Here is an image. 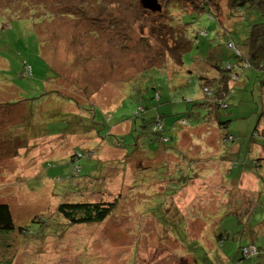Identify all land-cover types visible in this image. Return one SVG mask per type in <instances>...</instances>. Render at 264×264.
<instances>
[{
	"label": "rangeland",
	"instance_id": "374dc122",
	"mask_svg": "<svg viewBox=\"0 0 264 264\" xmlns=\"http://www.w3.org/2000/svg\"><path fill=\"white\" fill-rule=\"evenodd\" d=\"M31 1L47 8L52 0ZM105 1L98 13L88 0L93 17L88 8L85 17L60 13L38 24L0 15V203L15 223L0 232V260L264 264V119L252 134L253 102L235 87L221 99L228 126L218 128L213 106L199 124L207 106L197 104L205 99L198 76L214 60L205 57L215 36L206 11L178 53L184 16L205 0H157L159 11ZM213 2L221 29L239 21L224 0ZM153 88L160 100L149 98ZM157 115L165 142L153 130ZM116 198L101 223L72 224L56 212L62 199ZM247 238L262 248L259 259L242 258Z\"/></svg>",
	"mask_w": 264,
	"mask_h": 264
},
{
	"label": "trees",
	"instance_id": "16d2710c",
	"mask_svg": "<svg viewBox=\"0 0 264 264\" xmlns=\"http://www.w3.org/2000/svg\"><path fill=\"white\" fill-rule=\"evenodd\" d=\"M62 1L63 0H60L61 3L59 5L58 0H52L47 8H45V5L33 3L31 0H23L22 3L21 1L19 2V0H13V6H10L9 2L6 3L5 0H0V15H17L19 18L30 20L34 24L40 23V21L45 18L56 17L57 14L60 13H66L69 16L81 15L82 17H85L87 14H90L85 8L90 9L92 17L94 16L95 9L92 8L88 0H69V3H63ZM105 2L106 6L110 4V0ZM224 2L227 6L229 17H239V21H232L221 29V22H219L216 16V13H219L217 3L214 4L213 0H205V3L200 4L199 6L200 12L196 10L195 13L186 14L184 16V20H182L184 24L183 31L180 33L181 35L178 41V51H180L178 53L181 59V51L185 50V46L188 43V33L191 25L197 21L204 11H206L208 20L207 25H209L212 30H215L213 40H216L217 44L212 42L213 40L211 39L206 40L210 47L208 48L207 46L205 49L207 50L205 57L207 59L208 57L211 59L213 58L214 60L209 64V74L207 75V73L202 71L203 73H199L198 76L199 79L203 80L202 82H199V89L205 94V99L201 101L198 100L197 104L199 106L206 104L207 106L206 113L203 115V118L201 116L199 117L200 119L198 122L200 124L202 120V122L209 123L210 120L208 121L207 119L210 117V112L213 109L211 112V114H213L212 119L218 123V128L222 129L228 126L230 119H224L222 116L223 114L221 115L220 112L227 109L228 106L225 102L221 101V99L226 98V95L231 90H235V87H239L242 88L244 92H249L251 101L253 102L254 112L252 113H255L256 119L252 134H256V127L264 119V0H224ZM125 3L126 2H123V4ZM101 4V0H96L98 13H103L105 10V6H102ZM119 6H122L121 1L115 6V8L118 9ZM133 6L139 7L137 1L132 3V6L127 3L124 10H129ZM106 8L108 9L111 7L107 6ZM103 15L104 14L101 16ZM3 21L4 20H2V22ZM208 29L207 26V29L204 28L199 30L198 35L208 36ZM238 36L241 37V39L235 40ZM199 38L200 39L196 36L195 40L197 41H195L194 44L198 48H201L200 42H202V46L206 45V43L204 40L201 41V37ZM210 55L212 57H210ZM28 72L29 73L27 74L31 75V67ZM27 74L23 73L24 76H27ZM242 77L244 81L243 83H239L238 80ZM153 89L154 90L151 91L152 95H150L149 98L160 100L161 90L159 88L158 90L155 88ZM183 98L185 99V97ZM223 104L224 107H222ZM137 108H135L136 116L145 110L143 107L141 110ZM157 116H159L157 118H159L160 125L154 124L153 130L154 133H159L160 136H157V138L159 140L164 139L165 142L167 141V137L162 136V132L165 131L164 128H162V125L165 127L162 123V116ZM180 120H183L186 123V119H182L181 117ZM118 146L122 148L120 144H118ZM79 156H81L80 153L74 155L70 159L75 163ZM101 161L105 162L104 160ZM74 167L75 165L73 164V175L75 174V171L73 170ZM105 168L106 167H103L102 169L98 168L97 172L101 174ZM118 202L119 198L114 199V201L81 200L79 202H70L62 199V201L56 206V212H59L72 224L101 223L109 217L111 210L118 204ZM14 229L15 223L9 205L0 203V232L8 233ZM8 235L2 234L3 237ZM224 237L227 238L228 233ZM218 241H221V239L219 238ZM247 242L250 244L240 247L242 258L256 257L259 259L260 255L262 256L260 251L262 248L258 247L252 241L249 242L248 238ZM243 248L245 253L241 251ZM5 262L0 260V264H6Z\"/></svg>",
	"mask_w": 264,
	"mask_h": 264
},
{
	"label": "water",
	"instance_id": "95a60500",
	"mask_svg": "<svg viewBox=\"0 0 264 264\" xmlns=\"http://www.w3.org/2000/svg\"><path fill=\"white\" fill-rule=\"evenodd\" d=\"M140 3L144 8H150L152 11H159L161 9V5L157 0H140Z\"/></svg>",
	"mask_w": 264,
	"mask_h": 264
}]
</instances>
